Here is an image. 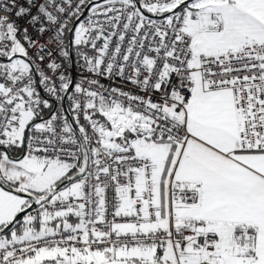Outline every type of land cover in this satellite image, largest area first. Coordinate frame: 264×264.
Returning a JSON list of instances; mask_svg holds the SVG:
<instances>
[{"label": "snow or ice", "instance_id": "obj_1", "mask_svg": "<svg viewBox=\"0 0 264 264\" xmlns=\"http://www.w3.org/2000/svg\"><path fill=\"white\" fill-rule=\"evenodd\" d=\"M0 264H264V0H0Z\"/></svg>", "mask_w": 264, "mask_h": 264}, {"label": "built area", "instance_id": "obj_2", "mask_svg": "<svg viewBox=\"0 0 264 264\" xmlns=\"http://www.w3.org/2000/svg\"><path fill=\"white\" fill-rule=\"evenodd\" d=\"M103 83H109V81H102ZM118 83H119V81H118ZM123 86V85H122ZM127 87H131V85H127Z\"/></svg>", "mask_w": 264, "mask_h": 264}]
</instances>
